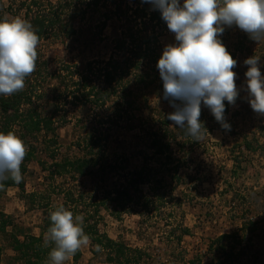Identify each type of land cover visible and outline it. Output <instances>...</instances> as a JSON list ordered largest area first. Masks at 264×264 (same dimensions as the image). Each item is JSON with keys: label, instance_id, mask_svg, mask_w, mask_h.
<instances>
[{"label": "rangeland", "instance_id": "374dc122", "mask_svg": "<svg viewBox=\"0 0 264 264\" xmlns=\"http://www.w3.org/2000/svg\"><path fill=\"white\" fill-rule=\"evenodd\" d=\"M31 1L38 6H33ZM57 1L0 0V19L20 17L30 22L25 16L28 8L31 14L48 12L49 4L55 5ZM100 11L104 13L105 9L100 8ZM100 18L101 15L88 12L83 18L70 22L65 13L61 16V25L69 21L65 25L70 24L75 35L67 37L57 26L39 42L36 67L45 78L40 83L41 91L49 95L48 103L59 107V115L53 135L41 133L28 137L17 123L9 129L22 138L27 151L33 154L22 173L24 192L16 187L0 188V217H10L12 225L6 229V234L0 233V264H25L12 250L11 235L21 241L24 235L42 237L44 242L45 211H54L60 206L71 211L74 217L82 215L83 226L96 221L99 233L141 251L143 257L138 264H188L190 261L195 264H264V146L259 148L254 144L257 149L254 153L240 148L243 137L251 139L264 120V115L255 113L248 103L245 76L248 65L244 63L253 55L260 57L259 67L264 76V41L250 39L236 26H225L219 37L237 61L233 71L237 74L235 83L239 95L235 105H228L224 114L230 130L223 129L202 102L200 120L208 132L200 141L183 138L179 135L181 129L167 119L174 109L163 98L162 90L157 86L137 89V110L132 117L122 115L114 126L106 124L105 141L102 139L92 148L97 162L95 173L86 177L70 174L49 177V173L56 170L55 163L87 156L94 126L88 121L90 113L80 105L55 102L52 90L59 80L48 75L62 71L59 69L63 65L81 67L87 61L108 56L109 39L115 29L113 22H109L101 36L109 38L100 40ZM158 41L160 57L166 45L177 43L170 31L160 33ZM27 87L25 79L23 90L30 88ZM2 97L8 96L0 95V99ZM27 109L21 106V110ZM63 117L67 118L60 122ZM3 119L0 109V130ZM138 121L147 123L144 131L129 130L130 123ZM162 130L171 143L177 167L152 155L149 135ZM137 172L145 182L135 187L131 180ZM122 187L127 189L125 192L131 201L123 197L118 207L114 198ZM67 193H83L84 203L70 202L65 198ZM145 198L151 201L147 209ZM102 200L105 206H99L100 219L91 218L95 205ZM221 235L231 238L214 245L213 241ZM79 251L77 262L71 258L64 264H112L107 254L96 251L91 242Z\"/></svg>", "mask_w": 264, "mask_h": 264}, {"label": "trees", "instance_id": "16d2710c", "mask_svg": "<svg viewBox=\"0 0 264 264\" xmlns=\"http://www.w3.org/2000/svg\"><path fill=\"white\" fill-rule=\"evenodd\" d=\"M31 2L33 6H38L35 1ZM49 7V13L45 11L35 13L34 11L32 13L33 16H31L30 8L25 13L40 40L45 38L57 26L60 28V32L67 37L75 35V29L70 24L69 27L65 24L69 21H74L78 17L83 18L88 12L102 16L98 24L100 40L109 38L107 36L101 38L109 22H113V29H115L109 39L110 53L107 57L92 59L81 67L63 65L59 69L62 71L48 75L49 77L54 76L59 80V84L52 90L55 102H62L71 106L80 105L81 109H84L86 113H90L88 121L92 122L94 126L92 127L94 133L89 137L87 156L74 161L65 160L55 163L54 167L56 170L51 174L49 173V177L54 178L55 175L64 174L86 177L95 173L94 168H96L97 162L93 159L92 148L98 146L102 139L105 141V136L107 135L104 136V126L106 124L109 127L114 126L117 118L120 119L122 115L132 117V113L137 110L135 90L157 86V88L162 90L160 92L163 95V82L157 68V62L160 58L158 40L160 33L169 30L166 22L161 19L160 12L153 10L152 5L142 2V0H109V2L108 0H58L55 5L49 4ZM100 8L105 9V12L100 13ZM65 13H67L69 21L61 25L63 24L61 16ZM36 68L37 71H34L35 73L26 77V80H28L27 88L30 87L29 89L0 99V109L4 116L0 132L6 134L11 125L17 123L28 137L41 133L44 136L55 134V119L59 115V107L56 104L53 105L52 102L48 103L46 98L49 95L42 94L40 83L45 78L41 73V69L39 67ZM31 76H33L34 80ZM39 80L41 81L39 82ZM41 101L43 102L40 104L39 102ZM166 101L169 102L168 100ZM23 105L28 107L26 111L21 110ZM228 105L226 104L225 106V112L228 111ZM46 108H48V111H46ZM66 118L63 117L60 122H64ZM138 122L137 124L130 123L129 130L140 128L144 131V126H147V123ZM164 125L168 127V122L165 121ZM99 130H102V133ZM150 134L149 146L152 155L166 159V162L171 165L174 164L171 154L173 149L170 141L167 140L165 131H154ZM253 134L251 139L246 135L243 137V145L240 148L254 153L257 150L253 147L254 144L259 148L264 146V144H261L264 143V120H262V124L256 127V131ZM179 135L193 140L191 136L185 133L184 129L180 130ZM32 154V151H27L21 165L22 173L25 170V164L31 160ZM174 165L177 167L176 162ZM134 174L135 177L131 181L135 187L140 182H145L141 173L137 172ZM8 187H16L21 192H24L23 182L16 184L13 180L8 179L4 181L3 188ZM122 188L121 191H116V198H114L118 207L121 206L118 201L123 197L126 198L127 202L131 201L127 196V192H125L126 188ZM83 197V193L78 195L67 193L65 195V198L70 199V202H75L79 205L84 203ZM149 202H151L150 199L145 198L144 207L146 209ZM99 206H105L103 200L95 205L91 218L100 219ZM50 212L52 211H45L44 233L47 232L51 225ZM9 226H12L10 217L1 215L0 233L6 234V229ZM83 228L90 237L91 244L93 246L100 245L102 251L107 254L108 262L112 264H138L143 257L141 251L130 249L99 233L96 221H93L90 225L83 226ZM11 238L12 250L17 254L18 260L24 261L25 264H48V253L53 245L45 246L42 237L24 235L22 241L15 235H11ZM229 238H231L230 235H221L213 243L214 245L220 244L223 240ZM79 258L80 251L78 250L72 260L77 262ZM188 264H195V262L190 261Z\"/></svg>", "mask_w": 264, "mask_h": 264}, {"label": "clouds", "instance_id": "9594fccd", "mask_svg": "<svg viewBox=\"0 0 264 264\" xmlns=\"http://www.w3.org/2000/svg\"><path fill=\"white\" fill-rule=\"evenodd\" d=\"M158 10L175 44L164 47L157 62L163 82V98L173 112L167 119L184 129L194 141L203 139L207 129L200 120L201 103L225 130V101L235 105L239 90L233 69L237 61L219 38L225 26H236L256 42L264 41V0H142ZM40 42L32 24L20 17L0 19V95L11 96L25 87V79L36 69ZM260 57L244 63L248 103L264 115V76ZM27 154L25 142L14 131L0 132V188L4 181L19 184L21 165ZM51 225L44 237L45 246L53 245L48 264H64L90 243L83 228L84 217L60 206L50 212ZM96 251H102L100 245Z\"/></svg>", "mask_w": 264, "mask_h": 264}]
</instances>
